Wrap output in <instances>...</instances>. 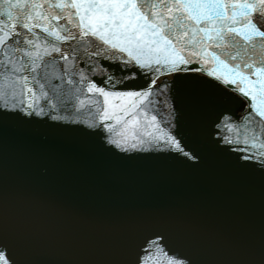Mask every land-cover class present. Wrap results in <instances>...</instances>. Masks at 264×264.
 I'll return each instance as SVG.
<instances>
[{
	"label": "snow or ice",
	"instance_id": "6c2138e0",
	"mask_svg": "<svg viewBox=\"0 0 264 264\" xmlns=\"http://www.w3.org/2000/svg\"><path fill=\"white\" fill-rule=\"evenodd\" d=\"M0 264H264V0H0Z\"/></svg>",
	"mask_w": 264,
	"mask_h": 264
},
{
	"label": "water",
	"instance_id": "95a60500",
	"mask_svg": "<svg viewBox=\"0 0 264 264\" xmlns=\"http://www.w3.org/2000/svg\"><path fill=\"white\" fill-rule=\"evenodd\" d=\"M173 107H176L173 102ZM236 117H239V113H243V108L238 105L232 106ZM156 111L162 115H158V119H166L167 110L164 108L162 103L157 104ZM39 119V118H37ZM46 119V118H45ZM137 157H151L150 159L138 160L131 162V166L135 168H143L151 171L159 172L166 174L170 177H173L177 180L186 179L188 177L187 170L185 169L182 163V157H176V154L173 153H159L154 152L151 154L148 153H133ZM165 189H161L157 194L162 195Z\"/></svg>",
	"mask_w": 264,
	"mask_h": 264
}]
</instances>
